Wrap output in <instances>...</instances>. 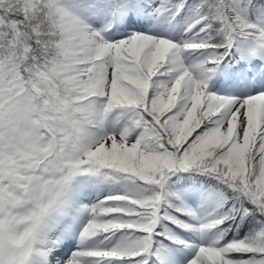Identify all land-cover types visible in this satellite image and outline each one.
<instances>
[{
  "label": "snow or ice",
  "instance_id": "snow-or-ice-1",
  "mask_svg": "<svg viewBox=\"0 0 264 264\" xmlns=\"http://www.w3.org/2000/svg\"><path fill=\"white\" fill-rule=\"evenodd\" d=\"M0 264H264V0H0Z\"/></svg>",
  "mask_w": 264,
  "mask_h": 264
}]
</instances>
